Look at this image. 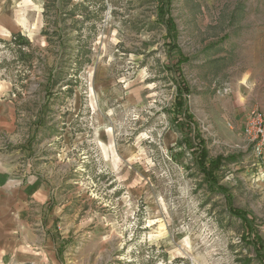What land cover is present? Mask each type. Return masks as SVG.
<instances>
[{
	"label": "rangeland",
	"instance_id": "374dc122",
	"mask_svg": "<svg viewBox=\"0 0 264 264\" xmlns=\"http://www.w3.org/2000/svg\"><path fill=\"white\" fill-rule=\"evenodd\" d=\"M2 23L17 149L64 205L56 264H264L230 214L264 241V148L233 117L239 78L264 81V0H0Z\"/></svg>",
	"mask_w": 264,
	"mask_h": 264
},
{
	"label": "crops",
	"instance_id": "0c3cea01",
	"mask_svg": "<svg viewBox=\"0 0 264 264\" xmlns=\"http://www.w3.org/2000/svg\"><path fill=\"white\" fill-rule=\"evenodd\" d=\"M8 25H0L5 36L14 31L5 28ZM234 98L233 117L240 127L251 109L264 112V81L249 71L235 85ZM16 112L10 101L0 98V264H56L52 252L64 205L54 200L55 183L46 159H34L27 146L18 151Z\"/></svg>",
	"mask_w": 264,
	"mask_h": 264
},
{
	"label": "trees",
	"instance_id": "16d2710c",
	"mask_svg": "<svg viewBox=\"0 0 264 264\" xmlns=\"http://www.w3.org/2000/svg\"><path fill=\"white\" fill-rule=\"evenodd\" d=\"M187 92H189L188 89H187ZM203 160L207 161L208 159L204 158ZM228 160L235 162V160H237V156H235V157L231 156ZM228 160H225L223 157L222 158L219 157L216 160H208L209 163L205 161V164L203 167L205 175H208V177H210L213 181H215L214 174L217 172V170L222 169L224 167L225 161H228ZM214 161H218V162H214ZM218 184L219 183H217V185H215V186L218 187ZM217 190H219V189H217ZM220 190H222V189H220ZM221 193H223V195H225V193L223 191ZM230 214H231V216H233L235 218H239L245 224V228H246V232H247V238H249L248 242L250 241V237H251L252 238L251 241H253V247H254L255 251L258 254H264V241L260 237L258 230H256V228H255L254 221L250 219L249 215L245 211H242L240 209H235L234 207H230Z\"/></svg>",
	"mask_w": 264,
	"mask_h": 264
},
{
	"label": "built area",
	"instance_id": "2783aa9c",
	"mask_svg": "<svg viewBox=\"0 0 264 264\" xmlns=\"http://www.w3.org/2000/svg\"><path fill=\"white\" fill-rule=\"evenodd\" d=\"M246 142L261 151L264 148V112L258 108L251 109L245 116L242 128Z\"/></svg>",
	"mask_w": 264,
	"mask_h": 264
}]
</instances>
